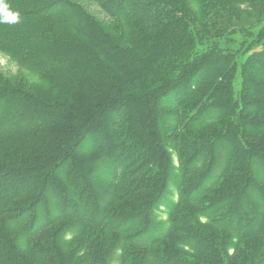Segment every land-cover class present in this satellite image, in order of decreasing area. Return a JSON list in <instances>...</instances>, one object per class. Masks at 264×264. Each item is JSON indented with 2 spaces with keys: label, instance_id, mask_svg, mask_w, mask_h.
<instances>
[{
  "label": "trees",
  "instance_id": "16d2710c",
  "mask_svg": "<svg viewBox=\"0 0 264 264\" xmlns=\"http://www.w3.org/2000/svg\"><path fill=\"white\" fill-rule=\"evenodd\" d=\"M91 1L0 0L39 79L0 75V264H264V51L215 54L207 1Z\"/></svg>",
  "mask_w": 264,
  "mask_h": 264
},
{
  "label": "rangeland",
  "instance_id": "374dc122",
  "mask_svg": "<svg viewBox=\"0 0 264 264\" xmlns=\"http://www.w3.org/2000/svg\"><path fill=\"white\" fill-rule=\"evenodd\" d=\"M90 13H95L98 7L91 0H78ZM209 2L211 11L212 28L206 40L213 45V51L218 54L224 51L237 62V67L243 65L250 57L258 52L264 51V0H236L229 3L225 0L219 3L218 0H183V3L175 9H183L193 18L199 17L205 2ZM186 6V8H183ZM167 7V6H166ZM171 8V7H167ZM102 17V15H98ZM106 20V18H104ZM243 42V43H242ZM236 50V51H235ZM200 52V53H198ZM201 49L195 50L191 55L192 59L201 57ZM0 75L4 78L15 81L24 80L26 84L35 86L39 83L38 77L29 69L22 67L16 60L4 51L0 50ZM239 75H236V89L240 82ZM171 161L174 169L179 166V159L174 150H170ZM177 181L172 180L168 185L167 200L175 202L178 197L176 188ZM167 205L159 207L155 211L156 222L163 227L167 224ZM120 253L113 252L110 264H118Z\"/></svg>",
  "mask_w": 264,
  "mask_h": 264
},
{
  "label": "snow or ice",
  "instance_id": "6c2138e0",
  "mask_svg": "<svg viewBox=\"0 0 264 264\" xmlns=\"http://www.w3.org/2000/svg\"><path fill=\"white\" fill-rule=\"evenodd\" d=\"M11 19H15L14 17H12Z\"/></svg>",
  "mask_w": 264,
  "mask_h": 264
},
{
  "label": "clouds",
  "instance_id": "9594fccd",
  "mask_svg": "<svg viewBox=\"0 0 264 264\" xmlns=\"http://www.w3.org/2000/svg\"><path fill=\"white\" fill-rule=\"evenodd\" d=\"M15 18V17H14ZM13 20H15V19H13Z\"/></svg>",
  "mask_w": 264,
  "mask_h": 264
}]
</instances>
